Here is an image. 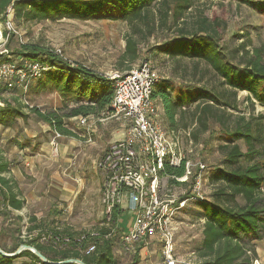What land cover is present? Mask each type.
<instances>
[{"label":"trees","instance_id":"obj_1","mask_svg":"<svg viewBox=\"0 0 264 264\" xmlns=\"http://www.w3.org/2000/svg\"><path fill=\"white\" fill-rule=\"evenodd\" d=\"M198 1L207 0H0V24L8 18L15 24L63 18L119 19L127 22L131 30L125 35L124 48L117 60L118 71L131 69L139 60L140 46L144 44L146 51L175 61L176 67L180 60L203 61L219 76L221 87L200 85L201 78L177 85L170 79H158L152 99L160 105L166 128H187L194 142L211 126L218 127L216 148L220 159L211 174L216 186L209 198L189 201L198 205L195 212L188 211L190 215L202 220L197 255L203 259V264H250L248 252L254 253V241L264 237V113L233 114L230 110L237 109L239 91H246L264 106L263 49L253 46L249 36L245 43L224 47L220 44L224 26L220 19L209 18L201 12L187 17L194 2ZM254 6L264 14V2L254 3ZM1 32L7 37L5 30ZM157 33L158 41L149 45V39L157 37ZM14 57L36 60L43 69L29 81L26 92L13 90L19 92L20 98H15L12 104L2 98L0 125L3 127L13 126L17 118L25 121L32 114L47 123L53 132L74 136L75 133L64 125V118L97 116L107 109L113 94L111 82L86 66L70 64L54 49L29 43H22ZM29 91L58 92L71 106L66 105L67 111L63 114L57 110L42 111L37 106H29L25 99L21 100ZM163 172L183 176L184 162L178 166L166 165ZM8 173V163L0 154V215L13 219L19 231L22 217L14 211L22 209L24 199L18 181ZM170 182L175 180L170 179ZM186 184L182 182L181 186ZM186 207L181 212H187ZM121 215L122 210L114 207L110 226L121 225ZM28 222L32 223L28 231L41 230L34 216H30ZM95 231L98 232L96 236L85 233L86 236L80 238L87 231L53 227L49 230L51 241L40 242L39 236L26 240L18 238L11 248L7 247L0 232V248L11 253L19 245L26 244L55 263L74 258L85 264H121L113 253L120 235L111 232L107 225ZM92 243L94 249L86 253ZM18 257L28 258L27 264H45L28 249L15 256L0 254V264H13Z\"/></svg>","mask_w":264,"mask_h":264},{"label":"rangeland","instance_id":"obj_2","mask_svg":"<svg viewBox=\"0 0 264 264\" xmlns=\"http://www.w3.org/2000/svg\"><path fill=\"white\" fill-rule=\"evenodd\" d=\"M248 1L207 0L194 2L187 17L191 18L201 12L209 18L220 19L224 25L221 29L220 44L224 47L236 46L241 42H247L246 36H249L253 46H262L264 57V14L260 13L254 6V3L264 2V0ZM14 28L17 33L10 32L7 37L0 36V54H2L1 57L4 56V60L6 58V60L13 62L19 59L14 57L22 44L18 39L19 34L24 44H36L58 49L61 56L68 60L70 64L84 65L110 82V76L115 72L120 73L117 70V60L124 48L125 35L131 30L127 22L119 19L82 21L66 18L55 21L14 23ZM158 35L159 33H157V37L149 39V45L158 41ZM142 61L150 62L158 75L159 81L164 78L170 79L177 85L181 84V82L184 84L193 83L198 78H201L200 85L221 87L220 77L214 74L203 61L180 60L176 67L175 61H171L162 55H153L151 51H146L144 44L140 46V58L133 66L138 65ZM184 70H186L185 73H183ZM0 95L2 98L9 100L11 104L15 98H20L19 92L15 91ZM247 96L249 99H247ZM23 99L27 101L29 106H37L42 111L57 110L62 114L67 111L66 105L67 107L71 106V103H65L67 98L58 92L42 91L35 93L29 91L22 96L21 100ZM236 101L237 109L230 110L233 114L264 113V106H261L254 98L250 97L246 91H239ZM155 105L157 115L166 127L160 105ZM108 121L114 125L115 129V134L111 135L109 140V143H112L120 139L119 137L122 136L123 130L112 119ZM41 122L33 115L30 116L29 120L25 121L17 118L13 126L6 129L0 125V139H2L0 140V148L2 150H14V144L18 143L17 145H19L21 143L16 138L19 135L18 133H23L24 139L27 140L28 138L30 140V151H34V154L38 156L28 161L22 160L21 155H15V161L10 159L13 163L15 162L14 165L17 167L13 166L12 169L17 177L16 180L21 191V197L24 199V206L21 210L14 211V214H19L22 217L20 224H18L19 231H17V225L13 219L0 215V232L3 233V239L7 247L11 248L15 245L18 238L26 240L39 236L40 242H49L51 241L49 230L53 227L55 229L68 227L76 231H91L107 225L110 227L111 232L121 235L123 232L121 225L110 226L109 221L105 219L104 209L100 201L102 177L92 163L94 157L87 159V163L84 165L85 171L82 167L85 162L84 157L93 152V150H87L86 154L81 156L82 168L78 167L79 164L69 167L68 163L71 153L63 156L59 151V145L67 139L56 138L55 142L59 143L58 151H56V148L51 143L54 133L50 130L43 131ZM64 125L75 133L72 137L82 141L83 138L77 135L81 132L78 129L81 125L77 116L64 118ZM24 128L30 134L38 133L35 138L29 137L23 131ZM176 130L184 131L187 128L179 127ZM218 134V127L211 126L208 131L200 136L197 142H194L191 137V141H188L184 136L182 137L184 153L188 159L194 162L199 160L206 165L205 181L201 185V194L204 198H209L211 191L216 186L211 180V174L220 159V154L216 148L219 142ZM91 139L93 140V138ZM34 140L37 142L32 145ZM81 144L86 145V143ZM74 149L72 148L71 150ZM65 186L70 190L64 189ZM188 186L189 182L183 185L180 190L177 189V193L181 191L184 194L189 192ZM262 190L264 191V186ZM127 194L128 192L125 191L126 197ZM126 197L123 199L121 207L126 208ZM186 205L188 206L186 207L187 212L178 213L174 222L177 229L174 238V255L184 261L203 264V259L197 255V247L202 237V222L188 212H195L198 205L191 202H187ZM30 216L36 218V223L39 224L41 230L28 231V225L32 226V223L28 222ZM132 217V213L126 210L122 212L119 221L121 224H127L128 221L132 220ZM254 245L255 252H248L250 264H256L255 261H257V264H264V237L255 240ZM157 255L158 262H162L160 250H157ZM126 257L131 261L135 259L134 255L131 254ZM141 260L138 258L135 262H140ZM27 263L28 258L26 257H18L13 261V264Z\"/></svg>","mask_w":264,"mask_h":264},{"label":"built area","instance_id":"obj_3","mask_svg":"<svg viewBox=\"0 0 264 264\" xmlns=\"http://www.w3.org/2000/svg\"><path fill=\"white\" fill-rule=\"evenodd\" d=\"M9 10V9H8ZM6 34L17 31L11 19L0 24ZM18 39L23 43L21 36ZM60 56V51L54 49ZM42 66L36 60H0V91L5 94L13 90L26 92L28 83L37 77ZM113 94L101 117L77 116L84 126L95 120L112 119L122 128V137L106 146L96 161L95 167L102 177L100 201L105 218L109 221L114 207L130 211L133 215L127 228L120 235L125 251L146 238H154L160 246L165 264H195L175 257L174 223L178 213L191 200H201V185L205 181L206 165L188 159L184 153L182 137L190 140L189 130L166 128L156 112L152 91L158 75L149 61H142L124 72L110 76ZM4 103L0 95V106ZM54 131L51 143L56 148ZM191 141V140H190ZM184 162V175L177 177L163 172L166 165L178 166ZM170 179L175 182L171 183ZM182 182H189V193L181 189ZM125 191L128 192L127 197ZM126 197L125 206L123 199ZM202 222V220H201ZM96 236L97 231L84 232ZM66 240V238H63ZM95 245L89 244L86 253ZM257 264V261H255Z\"/></svg>","mask_w":264,"mask_h":264},{"label":"crops","instance_id":"obj_4","mask_svg":"<svg viewBox=\"0 0 264 264\" xmlns=\"http://www.w3.org/2000/svg\"><path fill=\"white\" fill-rule=\"evenodd\" d=\"M2 55V54H0ZM4 56H0V59H3ZM26 110V109H25ZM102 114L99 113L97 114L96 117L99 118V116ZM30 116H33L32 114H30ZM30 116L28 117L27 120H29ZM92 116V115H91ZM22 120V119H21ZM109 119H105V120H95L94 122H92V120H90L91 122L88 123L87 125L84 126H80L78 127V129L81 131L80 134H77L79 137H82V141H80L79 139H76L72 136H66V135H60L59 137L62 138H66L67 140L62 141V143L59 145V151L60 154L65 156L66 154H70L71 156L69 157V167L70 166H74L75 164H79L78 167H81V164L83 163L82 160V155L84 156V154H86L87 150H93V152H91L90 154H88L85 158V162L82 164V167L84 168L85 171V167L84 165L87 163V159L89 158H93L92 159V163L95 166L97 159L99 158V156L101 155L102 151L106 148V146L108 144H110L109 140L111 138V135L115 134V129H114V125H112V123L110 121H108ZM23 121V120H22ZM42 125V129L43 131L46 130H50L51 132H53V130L50 128V126L47 123L41 122ZM9 128V127H5ZM45 129V130H44ZM25 133L28 134L29 137H34L37 135V133H33L30 134L28 132V130L26 128H24L23 130ZM54 133V132H53ZM86 133V136H85ZM18 136L16 137L17 139H19V141L21 142L19 145H17L18 143L14 144V150H2L0 148V154L2 155V157L4 158V160L8 163V167H9V173L8 175L13 176L15 179H17L16 174H14V170L12 169V167L14 166L15 168H17L13 163V161H15L16 156H22V160L24 159L25 161H28L29 159H33L34 157H38L34 154V151H30V140L27 138V140L24 139L23 137V133H18ZM56 137V138H59ZM122 137V136H121ZM119 137V138H121ZM13 138V137H12ZM54 138V137H53ZM93 138V140L91 139ZM95 139V140H94ZM2 140V139H0ZM56 140V139H55ZM15 141V140H14ZM36 140L33 141V144H36ZM81 143H86V145H82ZM30 144V145H29ZM56 151H58V144L56 143ZM44 146V144H43ZM33 147V146H32ZM72 148H75L74 150H71ZM55 151V152H56ZM71 151V152H69ZM20 153V154H18ZM31 154V155H29ZM11 157V158H10ZM81 157V159H80ZM83 158V159H84ZM12 159V160H10ZM81 167V168H82ZM19 171V169H17ZM14 174V175H13ZM20 189V188H19ZM64 189H68L66 186L64 187ZM200 220V219H198ZM129 221L127 222V224H121V228L123 229V231L126 230L127 225H128ZM157 250H160V246L159 243L157 242L156 239L150 237V238H146L138 243H136L131 250L129 251H125L120 243V237H118V239L115 241L114 247H113V253L114 256L117 258V260L121 263V264H165V262H163V259L161 257V261L162 262H158V255H157ZM134 255L135 259H133L132 261L129 259H127V255L130 256ZM161 254V252H160ZM125 257V258H124ZM138 258L142 259L140 262H135L138 260ZM195 264H200V262H193Z\"/></svg>","mask_w":264,"mask_h":264},{"label":"water","instance_id":"obj_5","mask_svg":"<svg viewBox=\"0 0 264 264\" xmlns=\"http://www.w3.org/2000/svg\"><path fill=\"white\" fill-rule=\"evenodd\" d=\"M24 249H28L30 250L32 253H34L38 258H40V260L45 263V264H66V263H76V264H85L83 261H81L80 259H74V258H70V259H65L63 261L60 262H50L46 259V257L41 254L36 248L26 245V244H21L18 246V248L11 253H6L4 251L1 250L0 248V254L4 255V256H15L17 254L20 253V251L24 250Z\"/></svg>","mask_w":264,"mask_h":264}]
</instances>
